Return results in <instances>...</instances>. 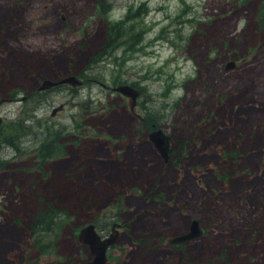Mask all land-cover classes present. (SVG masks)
Instances as JSON below:
<instances>
[{"label": "rangeland", "instance_id": "obj_1", "mask_svg": "<svg viewBox=\"0 0 264 264\" xmlns=\"http://www.w3.org/2000/svg\"><path fill=\"white\" fill-rule=\"evenodd\" d=\"M128 13L141 42L119 37L88 65ZM70 66L80 85L39 89ZM120 84L140 91L137 115ZM0 100V132H16L2 149L0 264L89 261L77 239L89 203L103 236L120 224L107 264L178 262L167 239L193 219L192 264L221 250L224 264H264V0H0ZM153 125L171 148L186 143L175 159L148 140ZM48 133L64 154L39 157ZM41 201L70 219L33 240L25 222Z\"/></svg>", "mask_w": 264, "mask_h": 264}, {"label": "trees", "instance_id": "obj_2", "mask_svg": "<svg viewBox=\"0 0 264 264\" xmlns=\"http://www.w3.org/2000/svg\"><path fill=\"white\" fill-rule=\"evenodd\" d=\"M130 19H132L131 13H128L126 15L125 19H123L120 22V24H113V25L111 24L108 26V39L106 40L105 43H103L102 48H100V49H102L100 53L98 50H95L91 53L90 57L87 60L88 65L92 62V59H94L93 63L100 61L102 56L107 52V49L110 46L113 47L116 39L119 37H126L127 36V38H129L128 35L133 34L131 37H134V39H135L134 42H136V44H139L141 42V40H140L141 37H140L138 32L132 33L131 31H128L125 29V24H127L130 21ZM131 25L132 24H129L128 28H130ZM112 35H115V37L113 38ZM67 69H68L67 72H65L64 74H61L58 77H62L65 75H70V74H75L76 72H78V70L75 68V66H70V68H67ZM85 70L86 69H84V71ZM199 121H201V120L198 119L196 121L195 127L199 126ZM17 125L19 127H22L18 123H17ZM148 129L151 130L152 127H148ZM12 130L17 131L18 128L16 127ZM15 133L16 132H10L8 134H2L0 132V169L3 168L4 164L5 165L10 164L6 159H3L2 149H3L4 144H7V145H13L14 144V139H13L12 135ZM56 136H57V133H48L46 135L45 139L42 141V143L39 147V151H38L39 157L45 159V158H48L50 155L58 156V155H61V153L62 154L65 153V144L60 145L59 142H56ZM181 140L182 139H180V138L175 140V145L171 148V153H170L171 158L170 159H172V160L175 159L174 156L178 152H180L179 150H181L185 147L186 143L181 141ZM232 147H233L232 149H225L223 151L221 150V154H219L222 162H224L225 168H227V171H229L228 166L231 164L230 159H231V157L234 156V153L236 152V146L232 145ZM57 148H58V153L56 151ZM88 209L90 210V212H89L90 214H88L86 216L87 219H93V220H91L93 223L97 222L99 220V218L98 217L95 218L94 216H92V213H94L98 210H94L95 208L92 206L91 203H89ZM80 210H83V209H80ZM69 219H70V216H69L68 212L64 211L63 208L61 206H59L57 203H52L49 201H41L35 207L32 215L29 219L28 224L26 222H25V224L27 226V231H28L29 237H31V238L33 237V240H34L35 238H37L39 236V231H42V230H45V231L51 232V233L59 232L60 229L65 225V223H67L65 221L69 220ZM138 243L142 244V247L139 250V253H148L152 250L151 249L153 247L152 243H150V244L145 243V240H143V239H140ZM188 243L189 242H187V243L184 242L181 244L171 245L170 246L171 254L172 253L173 254L174 253L175 254H181V258L177 262V261H174V256L172 258L170 256L168 259H166L164 257V259H165L164 264H192V262L190 260V254L192 252L195 254H197L199 252L196 250L190 249ZM164 245H165V242H164ZM225 261H227V255H226L224 250H221L217 253L216 257H214L213 260L208 261L206 264H224ZM199 264H201V263H199Z\"/></svg>", "mask_w": 264, "mask_h": 264}, {"label": "water", "instance_id": "obj_3", "mask_svg": "<svg viewBox=\"0 0 264 264\" xmlns=\"http://www.w3.org/2000/svg\"><path fill=\"white\" fill-rule=\"evenodd\" d=\"M234 66V62H228L226 69H229ZM69 84L71 86H77L81 84V80L71 74L65 75L58 79H45L42 81L39 89H49L54 86ZM114 91L119 92L123 96L129 99V108L132 113H135V106L137 104V99L140 95V91L137 88H134L128 84H120L113 88ZM2 100H0V104ZM57 109H62L60 106ZM57 109H54L53 113ZM2 123V117L0 116V126ZM148 140L156 147L158 152L162 155L165 161L168 159L169 151L171 149V140L172 137L170 134L166 133L161 127L152 126V129L149 130ZM120 224L114 223L111 227V232L103 236L94 223H87L83 225L77 234V239L80 243L87 246L89 249L92 258L85 262L84 264H107L108 257L107 251L118 238V227ZM203 232L202 227H200L199 222L196 219H193L189 225L188 232L174 235L167 239V242L170 245L181 244L186 241H189L193 238L199 237Z\"/></svg>", "mask_w": 264, "mask_h": 264}, {"label": "flooded vegetation", "instance_id": "obj_4", "mask_svg": "<svg viewBox=\"0 0 264 264\" xmlns=\"http://www.w3.org/2000/svg\"><path fill=\"white\" fill-rule=\"evenodd\" d=\"M138 98H139V97H138ZM137 101H138V100H137ZM129 109H130V108H129ZM135 114L137 115L138 113L135 112ZM115 223H116V222H115ZM113 224H114V223H113ZM111 227H112V226H111ZM118 228H120V226H119ZM109 248H110V247H109ZM107 257H108V255H107ZM107 262H108V261H107Z\"/></svg>", "mask_w": 264, "mask_h": 264}]
</instances>
